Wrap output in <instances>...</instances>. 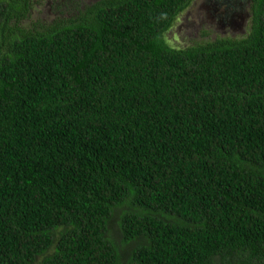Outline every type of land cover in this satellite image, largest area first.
I'll return each instance as SVG.
<instances>
[{"label":"trees","instance_id":"16d2710c","mask_svg":"<svg viewBox=\"0 0 264 264\" xmlns=\"http://www.w3.org/2000/svg\"><path fill=\"white\" fill-rule=\"evenodd\" d=\"M189 1L0 0V264H264V0L173 45Z\"/></svg>","mask_w":264,"mask_h":264},{"label":"rangeland","instance_id":"374dc122","mask_svg":"<svg viewBox=\"0 0 264 264\" xmlns=\"http://www.w3.org/2000/svg\"><path fill=\"white\" fill-rule=\"evenodd\" d=\"M90 1L30 0L27 12L17 25L30 26L56 17H66L73 14L79 5ZM250 22V0H190L177 12L165 30V37L173 45H185L216 36H240L248 31ZM109 232L118 244L123 245L114 217L109 223ZM39 258L38 255L36 264Z\"/></svg>","mask_w":264,"mask_h":264}]
</instances>
